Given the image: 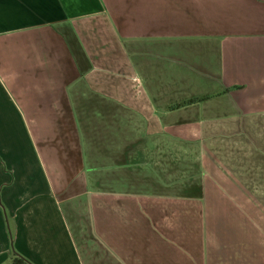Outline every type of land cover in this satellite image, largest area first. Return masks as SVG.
Wrapping results in <instances>:
<instances>
[{
	"label": "crops",
	"instance_id": "obj_1",
	"mask_svg": "<svg viewBox=\"0 0 264 264\" xmlns=\"http://www.w3.org/2000/svg\"><path fill=\"white\" fill-rule=\"evenodd\" d=\"M260 189L264 0H0V264H264Z\"/></svg>",
	"mask_w": 264,
	"mask_h": 264
},
{
	"label": "rangeland",
	"instance_id": "obj_2",
	"mask_svg": "<svg viewBox=\"0 0 264 264\" xmlns=\"http://www.w3.org/2000/svg\"><path fill=\"white\" fill-rule=\"evenodd\" d=\"M47 121L48 120H45V122H47ZM67 121H69L70 123L68 122L67 124H65V122H64V124L61 125V128L58 127V125L53 124L52 122L50 123V127H52V131H53L52 133L54 134L53 136L57 139H61V141L63 142L62 143L63 146H61V148H63L64 145L68 148L70 146L73 147L76 144V136H74V134H75L74 125H73V123H71V121L69 119ZM222 121L225 124L231 123V121L227 120V119H222ZM62 122H63V120H61L60 123L62 124ZM71 170L72 169L70 167L67 168L68 172H70ZM243 181H244V183L240 184L241 185L240 189L242 190V192H244V193H246V195H248L250 193V187L252 186V184H249V179L244 178ZM242 188L246 191H244ZM258 194H259L258 195L259 199L253 198V200H254L253 205H251L250 202L247 204L245 203V199L247 197L249 198V196L242 197L241 200L244 202L243 204H246L243 206L248 207V209L246 208V211L243 213V215L241 214L242 216L240 219H244V222H245V219L247 217H249L250 219L252 218V220L246 221V224L250 225L248 228L249 229H251V228L255 229V226H258L260 228L259 229L260 232L264 233V213H262V211H261L262 209H264V191L262 189H260ZM249 201H250V199H249ZM252 207L255 208L254 211H253V209H250ZM259 239H260V243L264 244V235L263 234L261 236H259ZM260 251H263V249L260 248ZM5 264H11V263L8 262Z\"/></svg>",
	"mask_w": 264,
	"mask_h": 264
},
{
	"label": "trees",
	"instance_id": "obj_3",
	"mask_svg": "<svg viewBox=\"0 0 264 264\" xmlns=\"http://www.w3.org/2000/svg\"><path fill=\"white\" fill-rule=\"evenodd\" d=\"M202 98H196V99H191V100H188V101H185V102H182V103H179V104H176L174 107H180V106H183V105H186V104H189V103H194V102H198L200 101ZM12 264H26L24 262H22V260L18 259V258H14L12 260Z\"/></svg>",
	"mask_w": 264,
	"mask_h": 264
}]
</instances>
